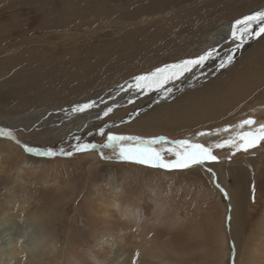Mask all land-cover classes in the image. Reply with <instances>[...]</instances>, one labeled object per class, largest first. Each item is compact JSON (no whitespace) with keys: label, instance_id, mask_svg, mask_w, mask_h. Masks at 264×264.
<instances>
[{"label":"rangeland","instance_id":"obj_1","mask_svg":"<svg viewBox=\"0 0 264 264\" xmlns=\"http://www.w3.org/2000/svg\"><path fill=\"white\" fill-rule=\"evenodd\" d=\"M141 1L145 0H0V124H8L16 115L56 105L66 109L75 100L93 92L102 93L105 110L113 108L106 117L99 114L93 134L87 133L75 142L70 139L57 144L40 129L24 132L16 128L11 132L21 143L20 151L9 155L5 153L4 144H14V140L0 137V206L3 204L4 209L15 206L14 211L23 218L42 215L39 216L49 225H46L47 232L57 246L55 250L61 254L68 249V255L76 260L74 249L77 247L81 250L83 264H92L90 253L98 250V239L104 237L118 244L113 246L116 250L120 248L149 263L160 260L144 256L142 245L146 242L158 246L162 241L174 250L172 254L157 253L161 262L169 264H264V140L256 147L235 154L232 147L213 148L212 154L218 160L206 162L208 169H199L209 181L199 170L192 171L194 165L165 170L118 161L111 149L103 151L104 157H113L111 160L102 158L99 150L75 152L77 143L104 144L108 133L178 141L224 128L227 120L206 121L198 126L187 123L173 102L186 92L194 93L215 80L219 83L229 73L241 72L248 62L250 44L255 48L264 47L262 33L246 39L242 47L235 46L231 52L232 63L221 69L218 65L225 57L211 62L200 71H194L193 75L199 71L194 80L172 81L175 87L164 96L158 94L161 89L136 91L131 88L132 94L128 95L127 85L134 83L136 76L147 75L169 63L192 59L193 53L203 46L204 36L196 42L195 50L186 44V39L202 29L203 24L223 22L212 28L220 31L226 23L264 11V0H160L158 7L133 17L136 5L137 8L144 5ZM163 29L165 31H161ZM257 30V26H253V32ZM123 94L125 98L119 99ZM16 101L23 106L19 107L20 111L14 106ZM263 104L264 83L234 111V119H242ZM94 109L98 108H91ZM176 114L187 125L165 131L167 122ZM56 116L54 122L61 123L71 115ZM263 116L255 120V124L264 122ZM113 124L114 127L105 128L104 136L98 134L101 127ZM21 145L57 151L62 148L73 155L36 156L26 153ZM154 147L162 151L165 160L176 159L164 150L171 145ZM90 154H97L95 161ZM238 190L246 199L245 213L249 212L241 235L231 222L232 205L228 201L229 195H236ZM13 191L17 194L12 195ZM102 199L135 208L142 222L133 219L134 213L128 214V218L121 217L125 224L116 217L103 221ZM156 214L158 221H153ZM58 219L62 220L60 224L65 223L62 229L52 225L54 221L59 222ZM136 222L140 223L138 227L142 231L147 230L142 233ZM130 231L139 232V237L130 242L127 238L118 240ZM49 259L45 257L37 264H48ZM56 262L62 264L60 260ZM113 263L118 264L117 261L106 264Z\"/></svg>","mask_w":264,"mask_h":264},{"label":"bare ground","instance_id":"obj_2","mask_svg":"<svg viewBox=\"0 0 264 264\" xmlns=\"http://www.w3.org/2000/svg\"><path fill=\"white\" fill-rule=\"evenodd\" d=\"M125 1H127V0H125ZM159 1L160 0H157V1H154V0L141 1V3L144 5H142V7L139 5L138 8L136 5L135 8H136L137 12L133 13L132 16L133 17L140 16V14L146 13V9L158 7ZM173 1H176V0H173ZM121 2H122V0H121ZM136 3H138V2H136ZM196 17L197 16H195V18ZM202 18L200 20H202ZM220 24H223V22L220 23L219 21H217V22L212 21V22H208L207 25H205V26L203 24L202 29H199L196 32H193V34L190 35V37L188 39H186L187 40L186 44L192 45L191 47H193V49H194L196 47V42L199 41V39H201L204 36V40L202 42L203 46H201L199 48V52L193 53L192 59L203 54L205 51H209L212 49L216 50V54L214 55V57L212 59H210L209 61H207L204 65V67L211 62L215 63V62L219 61L218 59L226 57L228 55H231L232 50L235 49L234 47L235 46L237 47L238 43H240L239 41H234L232 38L231 25L233 23L232 24L226 23V25L224 24V26L220 27V29H221L220 31H213L212 28L215 26H218ZM168 25H172V23L168 24ZM173 25L175 26L176 24H173ZM172 28H173V26H172ZM172 28H170V29H172ZM189 29H191V27ZM161 31H165V30L163 29ZM211 31H213V32H211ZM171 32H173V31H171ZM187 32H185V33H187ZM173 35L174 34H172V36ZM150 40H152V39H150ZM173 40H174V38H173ZM254 45H256V44H254ZM242 46H243V44L241 45V47ZM249 47H251L252 49H250ZM247 48L250 51L248 54V57H247L248 62L242 68L241 72L238 71L236 73H229L226 75L224 80L219 79L220 80L219 83H218V80H215L214 82L207 84L204 88H200L197 91L195 90V92L193 91L194 93L186 92L182 97H179L178 100L173 102V106H178V111L180 112V115L183 116V119H186V121H188L187 123H189L193 126H198L201 124L203 125L204 123H206V121H218V119H221V121L227 120V125L224 128H221L220 130L215 131L214 133L213 132H209V133L205 132V135H199V136H196L194 138H191L189 140L190 142L200 143V144H203L205 146H210L212 144H215L217 141H219L221 139H224V140L228 139L230 136L235 135L237 132H244V131L255 132L261 124H264V122H261L259 124L254 123L251 126L245 125L243 128L237 127L240 124V122L243 120L252 119L255 121L258 118H261V116L264 115V104L259 106V107L254 108L251 112H249V114L245 115L242 119H239V120L234 119V116H235V114H233L234 111L237 110V108L240 107V105H242L245 102V100L250 96V94L253 91H255V89L262 86L264 83V60H261V56L264 57V47L262 46L260 48H258V47L255 48V47H252V45L250 44L249 46H247ZM243 62L244 61H242L241 66L244 64ZM256 65H258V67ZM203 68H197L194 71H196V70L200 71ZM250 69H255V70H250ZM198 72L196 73L197 76H198ZM254 73H256V74H254ZM193 74L194 73H186L185 76H183L181 78H182V80L187 78L188 81H191V80H194V78H196L195 77L196 75H193ZM173 83L171 81L168 84H166L169 86L165 85L164 88L159 90V93H158L159 96H164V94H167L166 89H168V88L173 89V87H175V86H172ZM120 86H123V85H120ZM129 89L130 88L127 85L128 95H129V93L132 94V91H130ZM109 92H110V94L113 93V91H111V90ZM101 94H102L101 92L100 93L99 92L90 93V94L86 95L85 97H82V98L75 100L66 109L62 108V106H59V105L55 106L54 105L55 107H52V108H44L43 110L32 111L30 113H24V115H16L14 118H12L9 121L8 124H5V125L0 124V128L7 129L8 131H13L16 128H19V129H22L24 132H28V131H31V130L37 128V129L41 130V133L44 136L58 142L57 144H62L66 140H70V139L72 141H74V140L76 141L79 137H81L87 133H90V134L94 133L93 132V128H94L93 126L96 125V122H97L96 118H98L100 116L99 114H103V112L106 108V107L102 106V104H103L102 101L105 98H103V96H101ZM125 94L120 95L119 99L125 98V96H124ZM1 97H0V99H1ZM112 99H114V98H112ZM93 102H95V107L98 108L97 110L88 109L85 111V113L72 111L73 108L77 107L80 104L93 103ZM30 104H33V102H31ZM14 106L17 107L16 109H18V111H20L19 107H23V106H21V103L18 101H16ZM15 107H13V108H15ZM240 113H242V111ZM58 114L63 115L64 117H66L67 115H71V116L67 117V120H64L61 123L60 122L56 123V122H54V119H55V117H57L56 115H58ZM178 114H176L173 119H171L167 122L166 128H164L165 131L170 130V129H175L177 127H185L184 125H187V123L184 124L183 121L181 119H179L180 115H178ZM147 122L148 121H146V123ZM215 124H217V123H215ZM97 125H98V123H97ZM52 126L53 127L55 126V128H53ZM148 126H150V125H148ZM225 128H227L228 131H224ZM171 131H173V130H171ZM181 132H182V129H181ZM20 144L21 143L18 144L15 141H14V144H12L10 142H6V144H4L5 148L7 149V151L5 153H7V154L9 153V155L10 154H13V155L16 154L17 151H20L19 150ZM96 155L90 154V158L93 161H95L97 158ZM200 167H202L204 169H208L206 162L203 166L194 165L191 169H193L192 171L199 170ZM220 167H221V165H220ZM230 172L231 171H229V173ZM198 173L200 175H203L206 178V180L209 181L208 176L205 173L201 172L200 170ZM219 173L221 174V172H219ZM230 175H231V173H230ZM16 181L19 182V180H16ZM224 182H226V181H224ZM223 186H226V185L223 183ZM257 187H258V185H257ZM213 190H215V189H213ZM6 191L7 190H5V193H6ZM207 191H208V189H207ZM256 192L258 194V189L256 190ZM14 194H17V193L15 191H13L12 195H14ZM4 195L7 196L6 194H4ZM229 198H230V200H228V201H230V204L232 205L231 206L232 207L231 222L234 225L233 227H235L236 232L239 233V235H241L243 228L245 227V223H246L245 220L248 219L247 216H249L248 215L249 212L247 214L245 213V209L247 208V204L245 203L246 199L244 197V194L240 193L239 190L237 191L236 195H234V194L229 195ZM258 198H259V196H258ZM3 206H4L3 204H2V207L0 206V209H2L1 211L3 213V216L0 219V264H37V263L42 262L45 259V257H50L48 264H57V262H56L57 260L58 261L60 260L62 264H83L84 263V261L81 260L82 258L80 257V251L81 250L77 249L76 246H75L76 247L75 249L73 248L74 253L76 254L75 257L77 258L76 260L71 258L73 256L70 257L68 255V253H69V251L67 253L68 249L65 250L61 254H59V252H57L58 249L55 250L56 245H54L53 237L50 236L49 233L47 232V226H49V225H47V223L43 222V219L40 217L42 215H40V214L36 215L35 214V215H31V216L23 218V217L19 216V214H16V211H14V209H16L15 206H14V208H12L13 206L7 207V209H4ZM17 209H19V207ZM135 211H137V210L135 208H131L129 205H121L117 202H111L108 200L106 201L105 199H102V201H100V215H101L103 221H105V222H108L111 218L116 217V220L118 222L120 221V223L125 224L124 220L121 217L128 218V214H133V213H134L133 219L138 220L140 218V216H139L138 212H135ZM225 213H226V211H225ZM156 219H158L157 214L155 216H153L152 220L155 221ZM222 219H223V216H222ZM60 221H62V220H59V222H57L56 224L54 221L52 225H55V226L59 227L60 229H62L65 223L61 222V224H60ZM139 221H140V219H139ZM156 221H158V220H156ZM140 222H142V221H140ZM134 224H136V227H138V225L140 223L136 222ZM221 228H223V227H221ZM138 229L141 230V227L139 226ZM145 229H143V231ZM70 230H72V229H70ZM133 230H135V229H133ZM143 231H142V233H143ZM234 232H235V230H234ZM138 233L130 231L126 235L119 236L118 240H124L125 238H127V240H129V242L134 241V240H136V238L139 237ZM147 235H149V233ZM73 236H75V235H73ZM81 237H84V236H81ZM142 237H143V235H142ZM104 238L105 239H102V240L98 239L99 243H100L98 250L90 253L91 256H93L92 264H106L108 262H114V261H117L118 264H169L168 262H164V261L161 262V257L157 253L160 251H163L165 254H172L174 252V250H172V248L167 246V244H165L162 241L158 242L159 243L158 246L157 245L152 246L149 243L144 242L145 244L142 245V248H144L143 255L147 256L149 258L151 257V258L158 260V261L160 260L159 262H156V263H149L146 260H142L140 257H136L133 255L126 254L123 250H119L120 248H118V247H117L118 249L116 250L113 246L118 245V244L117 243H110L108 241L107 237H104ZM149 241H150V239H149ZM70 243H73V242L70 241ZM61 249H63V248H61ZM95 249H96V247H95ZM113 264H115V263H113Z\"/></svg>","mask_w":264,"mask_h":264},{"label":"snow or ice","instance_id":"obj_3","mask_svg":"<svg viewBox=\"0 0 264 264\" xmlns=\"http://www.w3.org/2000/svg\"><path fill=\"white\" fill-rule=\"evenodd\" d=\"M253 26H257L258 30L253 32ZM264 33V11H257L253 14L246 15L241 19H237L231 25V35L234 41H239L237 45L239 48L246 39L253 36L259 37ZM216 54V50L212 49L205 51L194 59H184L176 64H168L162 68H157L154 72L147 75H140L135 77V82L129 84L128 87L136 91H148L153 89H162L166 84L171 81L179 80L185 76L186 73H194L197 68H203L205 63L212 59ZM233 62V55H228L221 59L218 67L224 68L226 64ZM170 92L171 89H166ZM95 107V102L80 104L73 108V112H85L88 109ZM113 112L112 107H108L103 112V116H108ZM255 123L252 119H246L240 122L238 128H243L245 125L251 126ZM115 125H105L99 129L98 134L105 135L106 127H114ZM224 131H228L227 128ZM199 135H205V133H199ZM0 137L14 140L16 143L20 141L13 135L11 131L0 128ZM260 140H264V124H261L259 128L253 131L237 132L235 135L230 136L228 139L222 142H217L210 146H205L200 143H193L189 140L168 141L164 137L143 139L139 136L133 135H116L108 133L106 142L102 145L92 143H77L74 146L76 153L90 152L99 150L102 158L113 159V157H104L103 151L105 149H111L116 155L115 159L118 161L133 162L136 164L147 165L153 168H160L165 170L172 169H187L192 165L203 166L205 162H215L218 157L212 154L213 148H234L233 154L238 151H247L249 148L256 147ZM157 144L171 145L167 147L168 153L176 157L175 160H165L162 151L157 150L154 146ZM26 153L34 154L36 156H48L55 157L71 156L73 152H65L64 149L58 151L54 148L40 149L30 147L28 145H21ZM210 171V169H209ZM219 187V185H217ZM223 191V189H221Z\"/></svg>","mask_w":264,"mask_h":264}]
</instances>
